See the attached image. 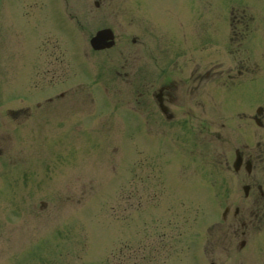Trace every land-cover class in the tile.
Instances as JSON below:
<instances>
[{
    "label": "rangeland",
    "instance_id": "rangeland-1",
    "mask_svg": "<svg viewBox=\"0 0 264 264\" xmlns=\"http://www.w3.org/2000/svg\"><path fill=\"white\" fill-rule=\"evenodd\" d=\"M131 1H109L113 19L119 20L112 22L117 33L139 34V27H144L142 38L154 43L153 22L140 26L137 19L128 22L132 17H125L128 8L138 14L137 1ZM91 3L67 0L66 11L74 13L79 25L67 38L55 27L54 14L46 17V0H30L31 14L38 16L23 20L21 35L15 26L10 36H20L21 41L6 40L16 56L23 57V65L32 50L31 82L21 79L26 83L22 93L32 94V102L18 119L0 115V264H204L198 250L204 239L202 228L220 211L218 177L213 180V173L220 172L217 163L207 174L182 136L176 143L170 135L142 134L138 123L133 128L136 113L132 121L126 108L135 85L109 74L99 80L98 72L94 79L76 69L75 48L89 51V34L104 24L92 21ZM179 6L180 0H159L162 18L158 19L166 37L174 34ZM179 17L183 21L182 13ZM3 28L8 26L4 23ZM6 42L0 40V54L10 60L16 56ZM259 47L263 50L264 42ZM87 55L100 64V58ZM107 61L110 69L116 67L117 60ZM122 67L123 61L117 68L123 71ZM63 90L64 98L51 104L42 101L41 97ZM242 92L247 94L248 88ZM36 101L42 106L34 108ZM7 105L18 107L0 101V109ZM213 117L210 131L198 132L211 142V163L218 159L219 144V117ZM177 174L190 182L183 187L174 183ZM144 239L164 244L159 248L161 257L142 258ZM256 261L264 264V252Z\"/></svg>",
    "mask_w": 264,
    "mask_h": 264
},
{
    "label": "flooded vegetation",
    "instance_id": "flooded-vegetation-1",
    "mask_svg": "<svg viewBox=\"0 0 264 264\" xmlns=\"http://www.w3.org/2000/svg\"><path fill=\"white\" fill-rule=\"evenodd\" d=\"M109 1L100 0L96 5L108 6ZM6 2L12 0H0V6ZM104 19L114 21L111 15ZM229 21L230 49L219 44L217 49L206 47L212 53L197 60L188 41L184 46L175 41L165 51L155 49L152 60H145L149 53L141 41L133 51L118 52V46L114 53L119 56L106 55L107 59L124 62L123 71L115 72L116 76H123L126 84L137 81L138 99L134 102L149 131L161 127L172 133H194L203 128L208 132L210 119L219 117L217 164L222 221L213 227L215 237L207 238L208 254L219 258L218 263L209 264H242L250 251L256 250V240L264 230V101L257 104L258 98L252 94L257 66L239 52L250 20L241 9L232 8ZM122 40L117 35L116 45ZM217 40L222 42L220 37ZM244 86L248 92L239 96ZM211 98L218 102L215 114L208 109ZM202 143L207 149L209 139L202 137ZM205 154L208 156V150ZM241 250L245 254H240Z\"/></svg>",
    "mask_w": 264,
    "mask_h": 264
}]
</instances>
